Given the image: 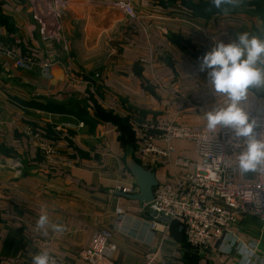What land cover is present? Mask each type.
<instances>
[{
	"label": "crops",
	"instance_id": "obj_1",
	"mask_svg": "<svg viewBox=\"0 0 264 264\" xmlns=\"http://www.w3.org/2000/svg\"><path fill=\"white\" fill-rule=\"evenodd\" d=\"M229 1L202 16L184 0H69L54 38L43 42L33 0H0V46L34 60L31 69H20L0 51V264H32L41 251L34 233L54 256L82 264L78 253L99 228L111 231L116 264H148L147 256H169L175 264H244L239 255L193 250L176 221L150 229L152 214L129 196L138 194L132 162L150 169L157 184H174L199 163L193 143L183 138L152 139L168 156L147 151L137 123L147 117L203 125L205 112L228 100L212 91L198 58L215 40H234L242 31L264 39V0ZM110 2L129 4L136 19ZM42 61L52 63L50 77L40 73ZM242 107L264 110V88L250 89ZM103 112L120 122L97 115ZM177 157L192 164L179 166ZM44 211L64 226L62 233L37 229ZM231 231L256 243L264 264L261 221L239 216Z\"/></svg>",
	"mask_w": 264,
	"mask_h": 264
},
{
	"label": "built area",
	"instance_id": "obj_2",
	"mask_svg": "<svg viewBox=\"0 0 264 264\" xmlns=\"http://www.w3.org/2000/svg\"><path fill=\"white\" fill-rule=\"evenodd\" d=\"M33 1L32 17L37 21L40 39L49 42L59 29V11L66 7L69 0ZM109 4L118 6L130 19H136V11L129 4ZM0 51L11 57L17 68L29 70L34 65L32 55L18 56L2 46ZM51 66L50 61H42L39 64L40 73L50 77ZM248 113L257 121L256 131L264 139V110ZM136 129L147 151L168 156V151H160L152 146V139L158 137L167 143L183 138L193 143L199 158L194 170L184 171L174 184L162 183L153 188V198L149 203H143L142 210L162 214L168 221L162 222L152 216L149 228L156 230V226L160 225L165 230L168 223L176 221L181 226L186 243L193 250L229 253L244 258L242 247L247 245L251 253L247 258L248 264H262L257 258V244H246L231 231L238 217L245 215L256 217L264 226V166L247 173L252 175L251 179H239L236 158L243 140H237L230 128L220 127L217 132H209L206 121L201 126L187 127L145 117L137 123ZM175 162L185 168L192 164L190 159L183 157H177ZM121 191L132 192L124 187ZM115 213L121 217L124 211L116 208ZM31 240L40 246L41 251L47 250L55 264H69L54 256L49 251L48 241L36 233L31 236ZM115 250L111 231L99 228L93 232L88 245L79 251L78 259L82 264H116ZM146 260L148 264H175L169 256L162 260L147 256Z\"/></svg>",
	"mask_w": 264,
	"mask_h": 264
},
{
	"label": "clouds",
	"instance_id": "obj_3",
	"mask_svg": "<svg viewBox=\"0 0 264 264\" xmlns=\"http://www.w3.org/2000/svg\"><path fill=\"white\" fill-rule=\"evenodd\" d=\"M220 8L224 0H212ZM199 70L206 74L214 93L225 96L228 100L223 106L205 112L206 129L217 132L220 127L230 128L237 140H243L237 155V169L240 173L256 171L264 166V139L256 131L258 124L242 107L252 88H264V39L239 32L234 40L217 39L212 46L198 58ZM36 227L44 235L49 229L62 233V224L51 223L46 211L42 212ZM244 264L251 254L248 246L242 247ZM32 264H55L47 250L32 256Z\"/></svg>",
	"mask_w": 264,
	"mask_h": 264
},
{
	"label": "water",
	"instance_id": "obj_4",
	"mask_svg": "<svg viewBox=\"0 0 264 264\" xmlns=\"http://www.w3.org/2000/svg\"><path fill=\"white\" fill-rule=\"evenodd\" d=\"M129 169L138 187V194L129 196L136 198L143 203H149L153 198V188L157 185L154 173L150 169H146L134 162L129 165ZM149 212L159 221H168V218L162 214H156V212L152 210H149Z\"/></svg>",
	"mask_w": 264,
	"mask_h": 264
},
{
	"label": "trees",
	"instance_id": "obj_5",
	"mask_svg": "<svg viewBox=\"0 0 264 264\" xmlns=\"http://www.w3.org/2000/svg\"><path fill=\"white\" fill-rule=\"evenodd\" d=\"M170 2H173L175 0H169ZM184 3L187 5L189 9H191L193 15H199L202 14V16H209L210 14L213 13H218L221 10L227 8L229 5H232L229 0H224L220 8H216L213 5L212 0H184ZM260 10V9H259ZM95 111V107H94ZM96 112H99L98 109L96 108ZM100 118H106V119H111L115 122H120V119H118L116 116H112L107 113H98L97 114ZM122 122L125 123V121L122 119ZM172 222V221H171Z\"/></svg>",
	"mask_w": 264,
	"mask_h": 264
},
{
	"label": "rangeland",
	"instance_id": "obj_6",
	"mask_svg": "<svg viewBox=\"0 0 264 264\" xmlns=\"http://www.w3.org/2000/svg\"><path fill=\"white\" fill-rule=\"evenodd\" d=\"M110 6V5H109ZM38 25V24H37Z\"/></svg>",
	"mask_w": 264,
	"mask_h": 264
}]
</instances>
